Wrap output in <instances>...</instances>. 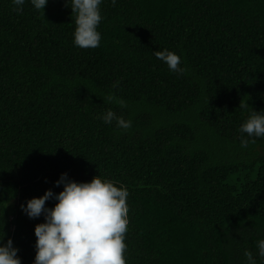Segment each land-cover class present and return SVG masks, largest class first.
I'll return each mask as SVG.
<instances>
[{
    "label": "trees",
    "instance_id": "16d2710c",
    "mask_svg": "<svg viewBox=\"0 0 264 264\" xmlns=\"http://www.w3.org/2000/svg\"><path fill=\"white\" fill-rule=\"evenodd\" d=\"M100 9V43L81 48L64 0L41 10L25 0L20 12L0 0L4 239L31 264L43 215L28 217L21 203L59 191L61 172L99 174L127 188L126 264H246V248L260 264L264 136L240 146L239 102L264 109V0H101ZM164 47L186 72L153 55ZM106 108L130 127L102 121Z\"/></svg>",
    "mask_w": 264,
    "mask_h": 264
},
{
    "label": "clouds",
    "instance_id": "9594fccd",
    "mask_svg": "<svg viewBox=\"0 0 264 264\" xmlns=\"http://www.w3.org/2000/svg\"><path fill=\"white\" fill-rule=\"evenodd\" d=\"M25 0H11L15 10L20 12ZM71 9L74 20L72 43L81 48L96 47L101 33L97 25L103 18L101 0H64ZM36 10L43 9L47 0H29ZM115 3V0H113ZM153 55L163 61L169 70L184 73L186 67L181 57L164 47L153 49ZM109 95L108 99H111ZM120 105L125 101L120 99ZM246 116L239 124L240 146L246 147L255 137L264 136V109L248 108L246 101L239 102ZM99 118L120 129L131 125L129 119L117 114L111 108L99 113ZM54 184L62 185L59 191L46 188L22 202L20 207L28 217L43 215V220L34 225V258L31 264H126L124 250L127 247L124 234L127 230V188L117 186L112 180L93 175L90 180L78 181L61 172ZM54 199L51 206L45 203ZM2 232V231H0ZM3 233V232H2ZM260 264H264V237L255 241ZM18 248L11 237L0 235V264H20ZM246 264H257L252 251L244 249Z\"/></svg>",
    "mask_w": 264,
    "mask_h": 264
}]
</instances>
